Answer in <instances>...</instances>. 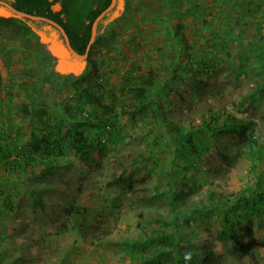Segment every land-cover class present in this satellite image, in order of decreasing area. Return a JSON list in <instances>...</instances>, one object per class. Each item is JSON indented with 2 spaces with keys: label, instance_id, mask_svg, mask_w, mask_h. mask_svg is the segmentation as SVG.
<instances>
[{
  "label": "rangeland",
  "instance_id": "obj_1",
  "mask_svg": "<svg viewBox=\"0 0 264 264\" xmlns=\"http://www.w3.org/2000/svg\"><path fill=\"white\" fill-rule=\"evenodd\" d=\"M97 2L72 13L84 21ZM11 12L0 3L1 19ZM111 12L85 59L52 24L33 20L44 39L0 24V123L28 135L0 138V173L25 186L0 200V264H203L205 244L212 264H264V214L233 208L264 186V0H116ZM148 75L145 105L134 97ZM99 90L106 107L87 98ZM231 117L248 136L224 128ZM75 129L100 145L83 155ZM35 140L38 160L24 162Z\"/></svg>",
  "mask_w": 264,
  "mask_h": 264
},
{
  "label": "trees",
  "instance_id": "obj_2",
  "mask_svg": "<svg viewBox=\"0 0 264 264\" xmlns=\"http://www.w3.org/2000/svg\"><path fill=\"white\" fill-rule=\"evenodd\" d=\"M75 0H11L10 4L16 8L19 11L34 15V16H41L48 19H51L58 24H60L64 29L65 33H67L71 46L73 49L81 54H86L88 50L89 43L91 41L92 37V29L95 21L98 19V17L110 6L112 3V0H98L97 4L94 7H91L88 13L86 14V17L84 21H81L79 19L80 15H74L72 13V5L74 4ZM111 14L112 12L109 11ZM11 14L14 16L8 17L5 19L0 18V24L4 28H11L15 27L17 30H22L27 35L32 34L31 31L35 30L43 39L45 34L43 32H40L41 29L36 27V21H33V19L22 17L14 12H11ZM18 20V21H16ZM31 22V24L29 23ZM19 22V23H18ZM39 23H42L43 25H49V23L45 21H40ZM34 25V26H33ZM51 26V25H50ZM34 27V28H33ZM55 28V27H54ZM94 46H91L89 50V54L91 53V50ZM68 53L71 55L72 53L68 50ZM73 57V55H71ZM75 58V57H73ZM139 84L141 87H138L136 89V94L134 97V100L137 101L138 99L141 100L142 104H145L144 97L146 95V92L149 90V87H153L155 85L154 77L149 75L146 77H139ZM99 93L101 96L98 95H87V98L95 103L98 104L101 107H106V104L103 102L102 92ZM147 105V104H145ZM137 106V105H135ZM146 107V106H144ZM27 108V107H26ZM159 109V107H158ZM145 109H140V112H144ZM26 112H28V109H26ZM125 113H128L127 111H124ZM130 114V113H129ZM132 117L136 116V113H131ZM209 115L205 116L208 118ZM217 115L213 114L210 115L211 119L215 122H217ZM232 118V117H231ZM106 126H112L114 122H105ZM91 127H96L97 125L91 124L89 125ZM176 129H179L177 125H173ZM210 126V125H209ZM227 127H231L234 129H239V133L242 136H248L247 127L248 124L246 121H243L241 119L232 118L229 124L226 125ZM224 125V128L226 127ZM226 127V128H227ZM210 131L213 130V128L209 127ZM197 132V131H196ZM117 137V135L115 136ZM195 134L189 133L188 137H186V144H183L182 148L185 150L183 156H188V154H191L194 150L196 142L194 141ZM74 139V145L77 148V151L83 153V155L88 154L87 148L91 144L100 145L101 138L98 136L95 141L92 139H88V137L85 136V133H83L81 130L77 131L75 129V133L73 134ZM45 141H49L45 139ZM43 141L35 140L32 144V150L34 152H39L42 149L41 143ZM202 143L203 140L201 139ZM53 147L49 148L46 147L44 151L42 152L43 157H53L58 155L60 152H62V145L60 142H57V144H52ZM24 162H27L28 160L31 161L33 158H24ZM235 205L233 208H250L252 212L257 215L261 216L264 214V186L262 185V182H259L255 190L251 192V194L248 195H239L238 198L235 200ZM204 256V263L203 264H212L215 260V252L213 248L209 245L205 244L204 251L202 253Z\"/></svg>",
  "mask_w": 264,
  "mask_h": 264
},
{
  "label": "crops",
  "instance_id": "obj_3",
  "mask_svg": "<svg viewBox=\"0 0 264 264\" xmlns=\"http://www.w3.org/2000/svg\"><path fill=\"white\" fill-rule=\"evenodd\" d=\"M263 36V35H262ZM244 36H242L241 38H243ZM264 38V37H263ZM232 39V38H231ZM239 39V38H238ZM237 39V41H242L241 39H239L238 40ZM264 40V39H263ZM235 41V40H234ZM52 97V96H51ZM50 97V98H51ZM217 115V114H216ZM220 117H225V118H227V115L225 114V113H223L222 115H219V119H220ZM12 117H6V118H4V120H2V123H0V127H1V129H0V138H3V139H6V138H10V137H12V138H14V136H17L18 137V139H19V141L20 140H23L24 141V139H25V141H24V143H26L27 141V139H28V135H27V138L26 137H23V134L25 133V134H27L26 133V131H27V129L25 128V127H22L21 128V125H20V123H18V121H13L12 119H11ZM217 124H216V126H219L220 125V123H219V121H218V118H217V122H216ZM222 124V123H221ZM226 126V125H225ZM227 127V126H226ZM216 128V127H215ZM91 135V134H90ZM85 136H87L86 134H85ZM89 138H92V137H89ZM14 140V139H13ZM9 141V139L7 140V142ZM7 142H5V143H7ZM21 143H22V141H20ZM26 146V145H25ZM17 147H18V144H17ZM16 147V148H17ZM21 147H23V145H20L19 147H18V149H20ZM16 148L13 146V149L12 148H9V150H12L15 154H16V152H18L17 150H16ZM8 151V150H7ZM27 151V150H26ZM10 152V151H9ZM13 154V153H12ZM27 154H31L30 152H28ZM34 156V157H33ZM36 156H35V152L34 153H32V155H31V157L30 158H34V159H32L33 161H36V160H38V158H35ZM13 159V158H12ZM11 158L10 159H8V161L7 160H5V161H2L1 163H4V162H6V166H5V169L6 170H9V167H14L13 166V160H12ZM18 161L20 162V163H22L21 161H20V158H18ZM17 161V162H18ZM12 165H11V164ZM21 184H23L22 182H20ZM25 186H24V184H23V186H19L18 185V183H17V181L15 180V179H10L9 177H7L3 172L2 173H0V200H2V202L3 203H5V202H7V203H9V201H13V200H15L16 199V192L18 191V190H22L23 188H24ZM10 205V204H9ZM11 206V205H10ZM6 228H4V230H5ZM4 231H2V238H0V245L2 244V242H3V240L5 239V237H4V233H3ZM8 238L9 237H7V239L6 240H8ZM0 248H3V247H1L0 246ZM6 248V247H5ZM2 256V255H1ZM0 256V259H4V258H2Z\"/></svg>",
  "mask_w": 264,
  "mask_h": 264
},
{
  "label": "water",
  "instance_id": "obj_4",
  "mask_svg": "<svg viewBox=\"0 0 264 264\" xmlns=\"http://www.w3.org/2000/svg\"><path fill=\"white\" fill-rule=\"evenodd\" d=\"M0 3L8 6L11 11H13L14 13L22 16V17H27V18H30V19H33V20H37V21H45L49 24H52L54 25L55 27H57L59 30H60V33L63 34L64 38H65V41H66V44H67V48L68 50L77 58H80V59H85L86 57H88V54H89V50L91 48V46L93 45L94 41H95V37H96V30H97V25H98V21L100 20V18H102L103 15L107 14L109 11L112 10V8L115 6L116 4V0H112V3L110 4V6L98 17V19L95 21L94 25H93V29H92V37H91V41L89 43V46H88V50L86 52V54L84 55H81L79 53H77L73 47L71 46V43H70V39L67 35V33H65V29L60 25L58 24L57 22L51 20V19H48V18H45V17H41V16H34V15H31V14H28V13H25V12H22V11H19L17 10L16 8H14L11 4H7L6 2H3L0 0Z\"/></svg>",
  "mask_w": 264,
  "mask_h": 264
}]
</instances>
